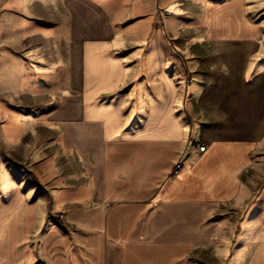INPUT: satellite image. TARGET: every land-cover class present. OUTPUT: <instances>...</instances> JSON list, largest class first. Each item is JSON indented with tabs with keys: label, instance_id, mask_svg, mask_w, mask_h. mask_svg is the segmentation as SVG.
<instances>
[{
	"label": "crops",
	"instance_id": "0c3cea01",
	"mask_svg": "<svg viewBox=\"0 0 264 264\" xmlns=\"http://www.w3.org/2000/svg\"><path fill=\"white\" fill-rule=\"evenodd\" d=\"M157 4L163 21L99 33L97 12L63 9L81 37L56 66L60 104L27 103L14 122L33 168H56L63 216L41 225L34 186L0 154V264H193L210 216L233 206L247 211L237 256L258 248L264 264V231L250 235L264 227V22L244 0ZM39 130L56 136L25 139Z\"/></svg>",
	"mask_w": 264,
	"mask_h": 264
},
{
	"label": "rangeland",
	"instance_id": "374dc122",
	"mask_svg": "<svg viewBox=\"0 0 264 264\" xmlns=\"http://www.w3.org/2000/svg\"><path fill=\"white\" fill-rule=\"evenodd\" d=\"M254 1L244 0L248 18L264 22V0ZM68 5L71 10L74 9V15H77L79 7L80 10L86 7L97 12V33L108 28L103 23L110 24L112 29L124 30L136 21L150 18L163 21L171 14V11L160 8L157 0H55L47 3L0 0V154L6 159L15 157L14 162L11 161V169L17 176L16 180L34 186V194L39 202L42 201L39 208L43 218L41 225L55 218L59 212L54 208L52 198L55 200V196L51 195V188L61 185V179H57L56 168L52 169L49 164L47 168L39 162L38 168H33L36 159L34 161L32 157L30 162L29 148L18 144L21 136L14 129L17 128L14 122L19 120V113L26 111L29 114L27 103L36 106L38 102L52 97L54 104H60L64 73L56 66L70 58L71 54H76L73 43H78L81 37L68 34L72 29L62 24L63 9L67 10ZM166 12L170 14L166 15ZM32 135H26L25 139L36 141L34 138L55 137L56 132L39 130ZM52 150L54 153L58 151L56 146L44 147L41 155L45 159V155ZM256 155L264 156V146ZM177 163L182 165L180 161ZM176 164L172 169L173 175ZM62 216V213L58 214L59 218ZM246 216L247 211L238 210L236 206L215 211L210 219L216 222V226L207 242L198 245L199 249H204L192 258L193 264H260L258 248L256 258H240L236 254L235 247ZM259 230L264 231V227H253L251 237L259 234ZM222 241L226 243L225 248H222Z\"/></svg>",
	"mask_w": 264,
	"mask_h": 264
},
{
	"label": "built area",
	"instance_id": "2783aa9c",
	"mask_svg": "<svg viewBox=\"0 0 264 264\" xmlns=\"http://www.w3.org/2000/svg\"><path fill=\"white\" fill-rule=\"evenodd\" d=\"M165 14L169 15L170 12H166ZM204 149H205V145L204 144H201V145L198 146V151H204ZM180 168H181V164L177 163L173 173L176 174L179 171Z\"/></svg>",
	"mask_w": 264,
	"mask_h": 264
},
{
	"label": "bare ground",
	"instance_id": "6f19581e",
	"mask_svg": "<svg viewBox=\"0 0 264 264\" xmlns=\"http://www.w3.org/2000/svg\"><path fill=\"white\" fill-rule=\"evenodd\" d=\"M254 2H258V1L255 0Z\"/></svg>",
	"mask_w": 264,
	"mask_h": 264
}]
</instances>
